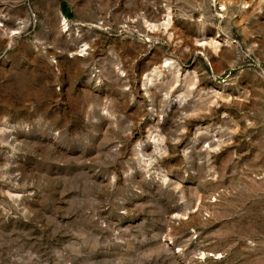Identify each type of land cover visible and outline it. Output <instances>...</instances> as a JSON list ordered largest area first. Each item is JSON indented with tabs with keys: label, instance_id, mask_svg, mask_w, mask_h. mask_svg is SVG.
I'll use <instances>...</instances> for the list:
<instances>
[{
	"label": "rangeland",
	"instance_id": "obj_1",
	"mask_svg": "<svg viewBox=\"0 0 264 264\" xmlns=\"http://www.w3.org/2000/svg\"><path fill=\"white\" fill-rule=\"evenodd\" d=\"M0 264H264V0H0Z\"/></svg>",
	"mask_w": 264,
	"mask_h": 264
},
{
	"label": "trees",
	"instance_id": "obj_2",
	"mask_svg": "<svg viewBox=\"0 0 264 264\" xmlns=\"http://www.w3.org/2000/svg\"><path fill=\"white\" fill-rule=\"evenodd\" d=\"M63 9L67 12V5L63 4ZM70 16V14H68Z\"/></svg>",
	"mask_w": 264,
	"mask_h": 264
}]
</instances>
